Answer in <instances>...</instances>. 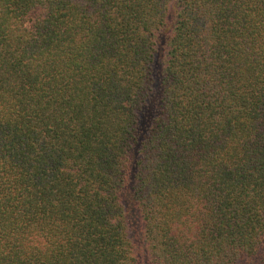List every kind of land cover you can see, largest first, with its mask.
<instances>
[{"label":"trees","instance_id":"obj_1","mask_svg":"<svg viewBox=\"0 0 264 264\" xmlns=\"http://www.w3.org/2000/svg\"><path fill=\"white\" fill-rule=\"evenodd\" d=\"M0 264H264V0H0Z\"/></svg>","mask_w":264,"mask_h":264}]
</instances>
